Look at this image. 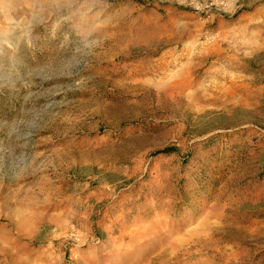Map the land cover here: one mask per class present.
<instances>
[{
	"label": "rangeland",
	"instance_id": "rangeland-1",
	"mask_svg": "<svg viewBox=\"0 0 264 264\" xmlns=\"http://www.w3.org/2000/svg\"><path fill=\"white\" fill-rule=\"evenodd\" d=\"M172 246L264 264V0H0V264Z\"/></svg>",
	"mask_w": 264,
	"mask_h": 264
},
{
	"label": "bare ground",
	"instance_id": "bare-ground-1",
	"mask_svg": "<svg viewBox=\"0 0 264 264\" xmlns=\"http://www.w3.org/2000/svg\"><path fill=\"white\" fill-rule=\"evenodd\" d=\"M140 32L139 38L143 40L144 45H134L131 38H128L127 42L130 48H140V47H149L153 44H160L163 41L169 40L171 37L179 36L181 32L175 33L173 36H164L159 38L150 39L147 37V33L142 32L140 29L137 31ZM209 54V53H208ZM207 53H200V60L203 59ZM194 254L190 250L178 249L176 246H172L166 253L163 254L162 261L160 264H192V258ZM197 264V263H194Z\"/></svg>",
	"mask_w": 264,
	"mask_h": 264
}]
</instances>
